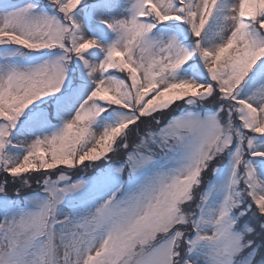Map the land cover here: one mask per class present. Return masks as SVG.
<instances>
[{
    "label": "snow or ice",
    "instance_id": "snow-or-ice-1",
    "mask_svg": "<svg viewBox=\"0 0 264 264\" xmlns=\"http://www.w3.org/2000/svg\"><path fill=\"white\" fill-rule=\"evenodd\" d=\"M0 264H264V0H0Z\"/></svg>",
    "mask_w": 264,
    "mask_h": 264
},
{
    "label": "rangeland",
    "instance_id": "rangeland-1",
    "mask_svg": "<svg viewBox=\"0 0 264 264\" xmlns=\"http://www.w3.org/2000/svg\"><path fill=\"white\" fill-rule=\"evenodd\" d=\"M34 187H35V185H34Z\"/></svg>",
    "mask_w": 264,
    "mask_h": 264
}]
</instances>
